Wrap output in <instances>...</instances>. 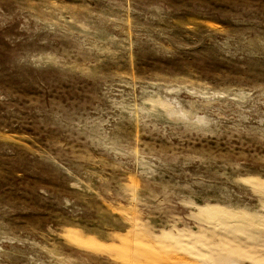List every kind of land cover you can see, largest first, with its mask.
Segmentation results:
<instances>
[{
  "label": "rangeland",
  "instance_id": "374dc122",
  "mask_svg": "<svg viewBox=\"0 0 264 264\" xmlns=\"http://www.w3.org/2000/svg\"><path fill=\"white\" fill-rule=\"evenodd\" d=\"M0 264H264V0H0Z\"/></svg>",
  "mask_w": 264,
  "mask_h": 264
}]
</instances>
